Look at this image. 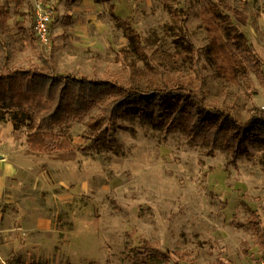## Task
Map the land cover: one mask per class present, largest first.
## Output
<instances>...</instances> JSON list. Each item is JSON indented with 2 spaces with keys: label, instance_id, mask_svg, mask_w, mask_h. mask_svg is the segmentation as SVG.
<instances>
[{
  "label": "rangeland",
  "instance_id": "obj_1",
  "mask_svg": "<svg viewBox=\"0 0 264 264\" xmlns=\"http://www.w3.org/2000/svg\"><path fill=\"white\" fill-rule=\"evenodd\" d=\"M0 6L18 41L9 68L181 89L242 124L264 116V85L237 71L222 19L230 17L264 68V0H25L18 14L15 0ZM43 11L52 13L48 45L35 30ZM101 108L54 129L72 150L13 179L0 202V264H134L133 250L146 244L175 254L169 264L264 262L251 216L264 229V145L245 144L248 153L234 157L221 143L191 144L183 127L130 111L109 147L104 128L91 126ZM13 117L0 109V125ZM29 123L15 130L22 138ZM42 219L52 228L40 230Z\"/></svg>",
  "mask_w": 264,
  "mask_h": 264
},
{
  "label": "trees",
  "instance_id": "obj_2",
  "mask_svg": "<svg viewBox=\"0 0 264 264\" xmlns=\"http://www.w3.org/2000/svg\"><path fill=\"white\" fill-rule=\"evenodd\" d=\"M15 2L14 13H21L25 0ZM222 17L226 21L227 44L233 53L237 71L242 72L245 67L264 85L263 62L238 33L230 17ZM10 19L8 10L0 6V109L13 111L15 130L26 121L30 122L31 132L27 136V144L33 151L72 150L69 137L55 134L54 129L85 119L98 106H102L101 111L91 119V126L104 128L99 136L109 147L115 141L113 128L130 111L149 117L156 126L166 124L171 129L183 127L191 144L202 140L214 148L221 143V147L234 157L248 153L245 144L264 145V116H253L249 123L242 124L230 113L203 109L196 98L187 96L181 89L148 87L145 91H139L134 88V80L96 81L72 75H56L53 71L46 72L40 68H9L18 47V41L13 35L14 29L9 24ZM18 26L27 39L24 24L18 23ZM129 38L132 45L136 46L135 49L140 51V37L135 34ZM251 216L258 237L263 242L261 218L255 211H252ZM174 255L146 244L133 250V262L169 264ZM15 264L28 263L19 257Z\"/></svg>",
  "mask_w": 264,
  "mask_h": 264
},
{
  "label": "crops",
  "instance_id": "obj_3",
  "mask_svg": "<svg viewBox=\"0 0 264 264\" xmlns=\"http://www.w3.org/2000/svg\"><path fill=\"white\" fill-rule=\"evenodd\" d=\"M13 126L10 121L5 125H0V202L13 189V179H21L25 173L33 174L39 171L42 166L36 161L48 160L52 155L60 156L62 153L31 150L27 144V138H22ZM26 226L29 227V225ZM27 227L24 230H29ZM38 227L46 231L52 228L51 222L44 219L39 222ZM17 236V234L14 235L13 241Z\"/></svg>",
  "mask_w": 264,
  "mask_h": 264
},
{
  "label": "built area",
  "instance_id": "obj_4",
  "mask_svg": "<svg viewBox=\"0 0 264 264\" xmlns=\"http://www.w3.org/2000/svg\"><path fill=\"white\" fill-rule=\"evenodd\" d=\"M52 19V13L51 11H43L41 13L38 12V17L36 21V34L40 42H42L45 45L49 44V24ZM264 264V262H262Z\"/></svg>",
  "mask_w": 264,
  "mask_h": 264
}]
</instances>
